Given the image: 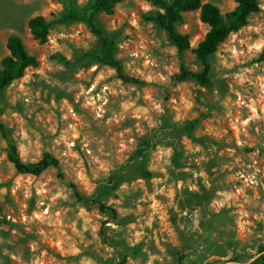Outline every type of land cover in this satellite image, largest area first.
<instances>
[{"label":"rangeland","instance_id":"374dc122","mask_svg":"<svg viewBox=\"0 0 264 264\" xmlns=\"http://www.w3.org/2000/svg\"><path fill=\"white\" fill-rule=\"evenodd\" d=\"M259 1L249 24L210 58L211 84L203 87L191 77L180 81L183 69L201 71L195 49L209 26L199 10L186 13L177 26L190 36L185 53L153 20L162 11L151 2L126 0L99 16V26L119 43L117 57L127 74L148 83L136 86L107 66H74L100 42L86 24L64 17L72 3L87 12L91 0H0V62L9 54L11 36H19L38 61L0 93V123L6 128L5 136L0 130V264L259 259L264 62L263 49L250 50L264 37V0ZM203 3L216 5L223 16L237 6L236 0ZM37 16L51 25L45 43L30 33L29 21ZM9 142L22 161L37 163L49 154L61 170L18 174L8 160ZM144 142L153 147L139 154ZM114 173L128 180L105 192ZM71 183L118 217L78 201Z\"/></svg>","mask_w":264,"mask_h":264},{"label":"trees","instance_id":"16d2710c","mask_svg":"<svg viewBox=\"0 0 264 264\" xmlns=\"http://www.w3.org/2000/svg\"><path fill=\"white\" fill-rule=\"evenodd\" d=\"M126 0H91V4L87 12H80L72 6L65 15L64 20L82 22L87 25L92 34H94L100 45L96 48H91L83 51L77 58L74 66L77 68H87L93 66H107L116 71L117 78L125 84L136 86H146L147 81H144L135 76L127 74L123 62L118 59L117 53L119 43L116 39L108 37L103 29L98 24V18L102 14H112L115 7ZM159 7L162 12L153 18L158 27L167 32L174 45L180 53H185L191 49L190 36L182 34L178 31L177 26L184 22V15L189 12L200 11V20L202 23L209 26L205 38L199 43L195 49L197 60L201 65L200 72L182 70L180 81L187 78L196 79L203 87L211 84V63L210 58L218 51V48L232 34L238 32L249 24L251 15L260 11L259 0H236V8L222 15L220 9L212 3H203V0H145ZM50 23L43 16H37L29 21L30 33L34 40L40 43H45L50 35ZM7 49L9 54L0 62V93L8 89L15 81L22 79L26 71L31 67H36L38 61L35 56L31 55L25 47L23 40L19 36H11L7 40ZM259 62H264V49L259 56ZM0 130L6 135L5 126L0 123ZM153 147L150 142H144L139 154ZM8 160L14 166L18 174L32 175L35 177L41 176L46 170L53 167L61 170L59 160L49 154H46L37 163H26L19 156L18 148L15 143L8 144ZM62 176V174H60ZM146 176H149L147 174ZM127 177L123 174L114 173L110 176L105 192L117 190L127 182ZM74 196L78 201L84 204L97 205L98 208L105 214L111 215L114 218L118 217L117 211L104 204L99 198H91L82 194L78 187L71 183ZM259 261H264V250L261 251V256L254 264Z\"/></svg>","mask_w":264,"mask_h":264},{"label":"clouds","instance_id":"9594fccd","mask_svg":"<svg viewBox=\"0 0 264 264\" xmlns=\"http://www.w3.org/2000/svg\"><path fill=\"white\" fill-rule=\"evenodd\" d=\"M250 31H258V30H256V29H250ZM262 49H264V37H261L260 41L253 42L251 44V46H250V50H253L255 52H259ZM161 79H163V77H161ZM156 108H157V110H159V105H156ZM245 123H247V121H245ZM85 148H87V145L86 144H85ZM14 259H15V257H14Z\"/></svg>","mask_w":264,"mask_h":264}]
</instances>
